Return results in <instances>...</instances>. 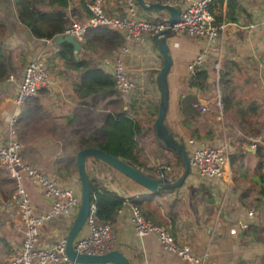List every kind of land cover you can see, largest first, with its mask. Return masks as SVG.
Wrapping results in <instances>:
<instances>
[{
	"label": "crops",
	"instance_id": "1",
	"mask_svg": "<svg viewBox=\"0 0 264 264\" xmlns=\"http://www.w3.org/2000/svg\"><path fill=\"white\" fill-rule=\"evenodd\" d=\"M83 1L87 2L88 6L93 0ZM237 1L241 10L233 21H227L224 31L212 43L184 34L171 33L167 36L172 62L167 74L169 98L165 123L183 140L187 153L195 146L213 147L227 143L230 155L235 151L237 144H240L237 140L240 131L221 110L218 79L224 62L232 77L234 100L240 103L253 102L264 114V0ZM72 6L78 8L77 12L81 14L80 21L84 20L86 17L82 12L81 0H73ZM104 6L109 15L120 13L112 0H107ZM222 8L225 12L226 1ZM68 14L71 20L75 19V15L70 11ZM139 14L143 19L147 16L156 18L158 15L156 12L147 11ZM0 20L3 22V28H0V44L12 52L17 67V72L12 75L14 79L15 76H19V80L15 79L12 83L5 81L7 76L0 85L2 119L0 125H3L16 108L14 99L18 82L27 62L40 57L45 64L53 46L51 43L33 38L19 23L12 0H0ZM126 47V51L121 50L120 47L114 51L100 50L94 54L95 66L107 74L112 75L117 64L123 66L133 83L132 89L126 94L117 88L109 89L106 85L90 83L84 78L89 82L90 88L86 92L85 87L76 86L80 80L77 74L61 73L62 64L59 61L53 62L51 69L45 64L53 83L36 95L40 99L44 114L40 115L41 119L33 124L36 134L27 143L31 146L26 148L32 149L36 154V161L42 164L38 168L41 172H46L45 174L53 178L58 185L74 189L78 195H81V186L77 172L68 179H60L53 172L55 169L53 162L61 152L63 139L69 135L72 126L77 125L72 121L73 119L80 123H92L100 129L109 125L107 130L116 136L122 135L117 132L118 121L123 122L122 132L126 136V142L138 151V158L142 164L148 165L161 156L170 159L167 162L172 161L170 163L172 164L176 158L173 152L159 143L153 129L159 102L155 78L162 66V57L154 47L152 35L149 34H141L138 39L129 41ZM200 53L204 56L198 69L203 67L208 73V88L203 89L199 86L191 87L189 84V78L193 75L189 65ZM189 97L195 98V101L190 102ZM197 102L203 104L206 108L205 112L196 108ZM192 110L198 111L201 115L197 124L201 138L196 140L191 138V132L184 123L185 116ZM236 110L238 108L234 105L229 111L230 115L232 116ZM113 121L116 122L113 124ZM143 126L146 130L151 127L154 136H148ZM60 128H63V136L59 134ZM147 139L149 143H146ZM258 145L264 147V135L255 139L251 145H243L247 153L243 175L233 172L228 158L225 176L222 179H202L190 174L183 185L171 191L155 194L148 205L174 232L176 237L174 241L180 245H188L193 255L203 259L202 264H256L257 261L262 264L264 262V196L258 197L260 187L263 185L259 177L261 175L264 177V160L261 170L257 172L255 167L260 161L259 156L256 155ZM145 147L156 150L150 154ZM143 148L144 157H141ZM44 157L47 158V162ZM97 161L95 166L89 165L88 171L99 178L108 190L124 198L149 194L146 189L107 164ZM161 165L169 166V170L164 174L170 176L173 168L169 163L155 166L150 169L148 175L158 177L162 172ZM227 183L229 188L234 187L236 192L227 190ZM203 184L207 189V195L199 191V186ZM27 186L40 193L27 191L36 211L49 209L51 202L44 192L42 194V188L25 181L26 189ZM244 192L246 197L240 201L238 197ZM2 198L5 199L0 193V203L3 202ZM179 198L181 204L178 208L181 210L179 212L176 209L177 202L174 214L180 216L175 217L172 224L171 212L168 210V205L163 206V202L175 199L178 201ZM11 209L18 214L15 206H11ZM130 210L131 207L125 205L110 223L115 242L114 249L121 250L132 264H187L177 253L166 249L155 233L138 235L131 221ZM249 212H252V215H248ZM73 218L74 214L68 213L46 223L41 228L39 244L49 246L41 241V235H44L45 239L53 236L65 237ZM242 224L253 225L254 229L259 231L256 235L257 240L251 235L244 236L246 228L242 227ZM1 239L6 238L0 237ZM14 247L17 248L12 242L9 244L8 240L4 244L1 243V262L9 264V251Z\"/></svg>",
	"mask_w": 264,
	"mask_h": 264
},
{
	"label": "trees",
	"instance_id": "2",
	"mask_svg": "<svg viewBox=\"0 0 264 264\" xmlns=\"http://www.w3.org/2000/svg\"><path fill=\"white\" fill-rule=\"evenodd\" d=\"M12 1L19 23L30 32L33 38L39 41L52 40L54 37L62 35L72 21L69 18V11L72 15H75V20L80 21L81 14H78V8L72 6L73 0ZM225 1L226 10L224 12L222 6ZM81 6L84 16L88 17L90 11L88 10L87 2L81 0ZM209 9L214 17V23L218 24L221 22L227 23V21L230 20L233 21L241 10V6L237 0H212ZM140 12L144 11L139 7V13ZM145 19L156 22L160 18L158 16L156 18L147 16ZM0 28H3V22H1V20ZM124 43L125 40L123 36L117 30L102 25L88 27L84 31L83 41L81 43L82 47L80 52L77 54V60L74 57L73 47L68 43H61L58 45H51L53 47L49 52L50 57L46 59L45 64L48 69H51V64L56 62V60L59 61L60 64H62L61 73L64 75H66V72H73L74 74H77L80 80L76 86L85 87L86 92L90 90L89 82L106 85L109 89H114L116 88L114 77L95 66L94 54L100 50L114 51L123 46ZM226 66L227 65L224 62L220 68L218 79L219 93L221 97V110L224 115L235 123V127L240 131V137L237 138L240 144H237L235 151L230 154L228 158L233 168V172L243 175V167L245 165L244 161L247 154L243 145H251L255 139L264 135V114L259 110L258 105L253 102L240 103L234 100L233 81L230 75V70ZM16 72L17 67L15 65L12 52L0 44V85L3 84L5 78L9 74H15ZM84 78H87L89 82L84 80ZM189 84L191 87L199 86L202 89L208 88V73L206 69L203 67H201V69H197L189 78ZM213 85H215L214 82ZM188 100L193 102L195 101V98L189 97ZM234 105L238 108V110H236L231 116L229 111ZM43 114L44 113L38 96H32L26 99L24 107L21 109L16 122V127L18 128L17 138L19 141L27 144L33 139V136L36 134L33 130V124L39 121L41 119L40 115ZM262 116L263 119L261 120ZM200 117V113L196 110H192V112L185 116V126L191 132V138L195 140L201 138L197 127V124L201 119ZM121 120L124 119L121 118ZM72 121L77 125L74 127L72 126L70 130L71 132L69 131V135H66L63 139L61 152L53 162V166L55 167L53 172L60 179H68L73 173L77 172L75 155L78 150L86 147L99 148L135 167L145 166V164H142L139 161L138 151H135L134 147L126 142V136L122 132L124 129L123 122L118 121L119 125L117 127V132L122 135L116 136L107 130L109 125L100 129L92 123H80L74 119ZM115 122L116 121H113V124ZM63 133V128H60L59 134H62L63 136ZM257 148L258 151L256 152V155L259 156L260 161L256 165L255 169L258 172L261 170L264 160V147L262 145H258ZM173 153L175 154L176 159L173 160L174 162L172 164L169 162V165L173 168V170H171L170 176L167 177L171 180H174L177 176H179V167L181 166V157L176 152ZM89 162L96 164L98 161L89 159L86 163V170L90 180V201L94 207L92 217L95 223L110 224L119 210L128 204L129 207L137 208L141 211L144 217L152 224L167 231L174 239L176 238L174 232L169 229L168 224H164L162 222L163 219L159 218L156 212L148 207L155 197V194L124 198L116 192L105 188L102 181L99 178L94 177V175L88 171ZM259 180L263 184L258 192V197L261 198L264 196L263 175L259 177ZM14 189L15 180L10 177L4 168L0 167V190L3 197L9 199L12 192H14ZM199 191L207 195V189L204 184L199 186ZM232 191L233 193L236 192L234 187L232 188ZM245 197L246 193L244 192L241 193L238 198L242 201ZM177 202L178 201L175 199L168 204V210L172 215V224L174 223L175 217L178 218V214H174ZM245 228L244 236L251 235L254 240H257L256 235L259 231H256L253 225H246ZM4 242L5 240L1 239L0 246L1 243L4 244ZM0 264L4 263L0 261Z\"/></svg>",
	"mask_w": 264,
	"mask_h": 264
},
{
	"label": "built area",
	"instance_id": "3",
	"mask_svg": "<svg viewBox=\"0 0 264 264\" xmlns=\"http://www.w3.org/2000/svg\"><path fill=\"white\" fill-rule=\"evenodd\" d=\"M107 0H93L88 4L90 14L82 21L72 19L63 35H71L82 43L86 28L107 26L117 30L123 36L125 43L121 50L126 51V44L138 39L141 34L153 35L168 27V15L165 12L157 13L160 18L153 22L140 17L135 0H112L119 8L120 13L109 15L105 11ZM161 4L178 5L181 14L171 32L184 34L193 38H201L207 43L214 42L226 28L227 23H214V17L209 9L212 0H153ZM52 40H44L51 43ZM200 53L189 65L192 74L203 61ZM116 88L122 93H128L133 83L129 79L121 64H117L112 73ZM6 82H14V76L8 75ZM53 83L48 70L40 57L27 62L15 95L16 108L7 122L0 125V166L15 180V189L11 203L18 211L23 227V240L15 256L10 258L9 264H81L71 261L65 254V237L58 238L52 245L41 246L39 235L41 228L53 219L64 214H76L80 201L77 192L67 186H60L47 174L40 172L35 166L23 159L22 144L16 137V122L20 108L26 99L36 96L42 89L49 88ZM196 108L206 111L203 104L196 103ZM228 144L219 146H195L188 151L190 174L202 179H222L225 176L228 164ZM169 166H162V172L157 178L167 177L164 172ZM25 181H29L42 188L44 195L50 200V208L37 212L29 198ZM227 190L232 191L227 183ZM120 211V210H119ZM131 221L138 235L155 233L161 244L170 252L177 253L187 264H202L203 259L192 254L188 245H180L162 228L152 224L137 208H131ZM94 207L85 221V224L73 242V247L79 253L102 254L114 249L115 242L110 224H97L93 220ZM248 215H252L249 212ZM247 224H242L246 227Z\"/></svg>",
	"mask_w": 264,
	"mask_h": 264
},
{
	"label": "water",
	"instance_id": "4",
	"mask_svg": "<svg viewBox=\"0 0 264 264\" xmlns=\"http://www.w3.org/2000/svg\"><path fill=\"white\" fill-rule=\"evenodd\" d=\"M135 1L143 11L156 13L165 12L168 15V27L152 35L154 47L162 57V66L155 78L159 92V102L157 116L153 122V129L159 143L165 148L176 152L181 157V166L179 167L180 173L174 180L167 177H152L143 173L137 167L132 166L128 162L108 154L99 148L86 147L78 150L75 155V161L77 175L81 186V195L77 212L65 236V254L71 261L81 264H132L129 258L119 249H112L106 253L94 255L79 253L73 247L74 239L82 230L92 209L90 201V180L86 170L88 159H96L107 164L115 171L146 189L149 194L171 191L180 187L190 173L189 158L185 144L183 140L175 135L165 123L169 98L167 74L171 68L172 62L168 51L167 36L172 33L171 26L177 22L179 15L181 14V7L178 5L161 4L157 1L150 0ZM61 43H68L73 47L74 57L77 60V54L82 47L81 43L69 34L56 36L51 41V45H58Z\"/></svg>",
	"mask_w": 264,
	"mask_h": 264
},
{
	"label": "rangeland",
	"instance_id": "5",
	"mask_svg": "<svg viewBox=\"0 0 264 264\" xmlns=\"http://www.w3.org/2000/svg\"><path fill=\"white\" fill-rule=\"evenodd\" d=\"M95 54H96V52H95ZM15 79L19 80V76L18 77L15 76ZM1 120L2 119H1V115H0V122H1ZM142 128L144 129V131L146 130V127L143 126ZM15 130H16V137H18V128L15 127ZM146 133L148 134V136H154L153 130H152L151 127H148L147 128ZM149 140H151V137H149ZM149 140L147 139L146 143H149L150 142ZM20 143L22 144V156H23V159L26 162H28L29 164H33L34 166H36V168L38 169L39 168V165H42V164H39L36 161V154L34 152H32L33 150L30 149V148H26V146L28 147V146H31V145H27L26 143H23L21 141H20ZM142 145H143V143H142ZM233 146H234V144H232V147ZM145 149L150 154H153L152 151H155L156 150V149L151 148V147H145ZM145 149L143 148L141 150V157H144V151H145ZM43 153H44V151H43ZM46 153H47V151H46ZM38 155H40V154H38ZM158 157H159V155H158ZM40 159H42V157H40ZM44 159L47 162V158L44 157ZM168 160H170V159H168V158H166L164 156H161L160 159L154 160V161H152V163L150 162L148 165L145 163V166L146 167L145 166L144 167L136 166V167L138 169H140V171H142L143 173L148 174L149 171H150L149 169H152V168H154L155 166H157L159 164H168L169 162H172V161L167 162ZM89 165H91L92 167L95 166V164H92V163L89 162L88 168L90 167ZM38 170L41 172L40 169H38ZM27 191H31V192L35 191L38 194H40L37 190L32 189V188H29L28 186H27ZM41 192L43 194V191H41ZM0 193H2L1 190H0ZM12 194H13V192H12ZM11 198H12V195H11V197L9 199H6V198L3 199L2 198L3 199V202L0 203V237H5L8 240L9 244H11V242H12L14 244V246H16L18 248L17 249V248L14 247L15 249L13 248L12 250L9 251L10 252L9 259H10V257H12L15 254V252H17L20 249L21 244H22V240H23V227H22V224H21V220H20L19 215L16 214V212L11 209V206H13V204L11 203ZM171 202L172 201L163 202L164 203L163 206L166 207ZM180 204H181V199L179 198L178 199L177 208H176L179 212L181 210L180 208H178V206ZM178 216H180V214H178ZM163 228H165V227H163ZM43 236L41 235V237H42L41 241H44L45 244H48V245L52 244V242H55L59 238L58 236H53L50 239L49 238H46L45 239ZM6 239H4V240L7 241ZM10 248H12L11 245H10ZM256 264H260V262L257 261Z\"/></svg>",
	"mask_w": 264,
	"mask_h": 264
}]
</instances>
